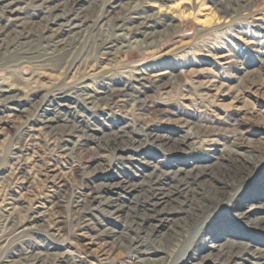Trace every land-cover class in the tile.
<instances>
[{
	"label": "rangeland",
	"instance_id": "374dc122",
	"mask_svg": "<svg viewBox=\"0 0 264 264\" xmlns=\"http://www.w3.org/2000/svg\"><path fill=\"white\" fill-rule=\"evenodd\" d=\"M37 5L19 2L18 6L23 8L19 24L30 30L32 43H18L12 35L0 41V84H15L22 89L20 106L26 109L6 118L3 111L7 105L0 104V264H23V256L29 251L41 254L46 263L64 257L75 264H152L141 263V255L129 245L138 232L144 240L142 250L163 252L141 256L152 259L156 255L155 259L161 258L157 264H199L203 259L214 264L215 260L221 262L230 249L251 255L248 263L242 264L261 261L258 252H264V232L257 230L254 221L264 220V200H258L264 199V0H83L72 17L88 19L90 28L74 37L78 40L72 43L69 36H63L64 44L57 48L41 40L46 11ZM118 16L134 26H152L140 29L151 34L150 39L144 44H131L135 38L142 40L139 35H131L129 45L119 37L122 40L114 44L119 46L123 41L128 45L124 50H102L100 45L107 36L130 38L125 29H113ZM69 43V62L63 71L49 69L34 59L54 60L62 56L60 49ZM217 55L229 59L219 64L214 59ZM229 60L231 63L226 64ZM139 73L157 79L156 85L138 94L145 103L129 102L111 109L101 106L95 111L83 108L81 97L73 93L82 85H88L90 93L107 84L131 90ZM212 80L217 87L223 85L216 97L217 88L209 86ZM60 82L68 86L54 98H61L63 104L47 103L44 108L47 117H58L57 123L40 127L34 121L39 113L34 115L41 99L33 100L30 90L42 87L51 92ZM72 85L75 89L70 90ZM99 104L102 101L94 103ZM128 123L134 128L126 130L144 128L166 140L170 149L151 139L141 142V150L134 153L127 148L113 153L112 143L108 145L111 132ZM186 132L194 134L193 138L176 147ZM78 143L82 144L80 150L69 151ZM243 145L250 146L251 155L262 161L232 192V198L241 197L233 202L238 208H246L243 200L247 197L256 200L250 201L254 205L250 217L234 220L233 212H226L229 198L197 216L194 210L206 202L211 175L219 176L232 158L221 150L245 151ZM19 150H28L33 169L30 180L24 179L25 173L17 175L14 171ZM48 167L55 170L54 175L63 177L65 186L61 190H47L43 176ZM154 167L158 173H171L172 177L177 173L178 178L185 172L203 171L206 175L190 185L181 181L165 187L171 197L160 208L168 220L153 235L147 230L153 223H146V213L138 210V202H143L139 194L144 193L139 190L135 192L137 200L127 201L133 195L122 198L126 214L111 226H100L112 220L105 211L103 198L109 192L104 186L123 180L138 186L147 184L146 176ZM84 193L91 194L93 201L89 204L96 210L91 222L98 225L99 232L113 230L114 237L104 233L97 239L93 231L79 225L73 207ZM34 211L40 214L32 221L29 217ZM8 220L17 228L24 223V228L12 232L14 226L11 229ZM22 229L27 230L19 233ZM207 238L213 240L214 248L211 240L204 242ZM234 243L236 247L228 248Z\"/></svg>",
	"mask_w": 264,
	"mask_h": 264
},
{
	"label": "bare ground",
	"instance_id": "6f19581e",
	"mask_svg": "<svg viewBox=\"0 0 264 264\" xmlns=\"http://www.w3.org/2000/svg\"><path fill=\"white\" fill-rule=\"evenodd\" d=\"M19 2H23L26 4L34 5L38 4V7H42L45 9V15L43 16L45 19V25L42 28L41 31V36L44 39H41L43 42H47V46L54 45L56 48L59 47L60 45H63L62 37L66 36V38L71 39V43L75 42L78 39H74V37H78L79 34L84 32L86 29L88 30L90 28L89 21L88 19L81 20L77 16L72 17V12L76 8V6L80 5L83 0H0V41H3L4 38H7L9 35H12V39L18 43H32L33 42V35L30 32V30L24 29L22 26L24 23L19 22L23 20L21 12L23 11V8H19ZM54 2V3H52ZM52 3V4H51ZM149 28L152 26H149L147 24L141 26L140 24H137L134 26L133 22L130 20L126 19L125 17L118 16L114 19L113 23V29L116 31H119L121 29H125L126 32L129 33L130 38L125 37L124 35H118L115 39L112 38V36H107V38H104V40L100 48L103 50L109 49V50H115L116 52H121L126 48L127 46H124L123 41L119 43L118 45H115L114 42H120L122 39H118L119 37L123 38V40H127V43L130 45L131 40L128 39H133L131 37L135 35H139L142 40H138L135 37V40L132 41L131 44H138V43H146V40L150 39L151 34H146L144 32H141V28ZM19 28V30H17ZM149 32V31H148ZM154 32V30H153ZM101 35V34H100ZM127 35V34H126ZM73 37V38H71ZM125 37V38H124ZM152 38V37H151ZM161 39V38H160ZM124 40V41H125ZM145 40V41H144ZM206 42V41H205ZM51 43V44H49ZM65 44V47H62L60 50L62 51V56L51 60L46 57H35L37 63L42 64L43 66L49 68V69H58L60 71H63L67 68L68 60H67V55L69 52V47L71 45ZM207 44V43H206ZM110 45V46H109ZM109 46L108 48H106ZM206 46V45H205ZM143 48V46H140V49ZM26 49V48H25ZM74 50V49H73ZM214 51V50H213ZM210 55V54H209ZM216 56V55H215ZM214 59L219 63L220 61H224L226 59H229L228 57L225 56H218ZM226 56L227 53H226ZM31 57V56H30ZM215 61V62H216ZM225 62V61H224ZM229 62H226V64H230ZM220 64V63H219ZM149 65L144 66V69L142 72L146 70ZM93 67V66H91ZM221 67V66H219ZM14 72V71H13ZM212 73V71H211ZM210 73V74H211ZM214 73V72H213ZM138 78L134 80L135 85H133V88L130 90L129 88L127 89L126 86H123L122 88H112L110 87L109 84L103 85L97 90L93 91L92 93L88 92V85H82L80 88H78L77 92H73L76 96L81 97L82 105L83 108L86 109H94L95 111L98 109H101V106H104L107 109L111 108H119L123 107L129 102H133L135 104H141L145 103L144 100L139 99L138 94L143 93L145 90L147 91L148 88H150V85H154L156 80H152L149 77H144L145 75L142 73L137 74ZM143 75V76H142ZM213 75V74H212ZM217 76V74H214ZM213 75V77H215ZM95 76V75H91ZM218 78V77H216ZM32 79V78H31ZM63 79V78H62ZM35 80V79H34ZM75 80V79H72ZM51 83V82H50ZM130 85V84H129ZM156 85V84H155ZM68 86L67 83L60 82L57 84V88L52 90L51 92H45V89L42 87H32L30 90V95L33 100L35 99H41V105L39 103V106L37 108L36 114L34 116H38L39 113V119L34 120L37 124L40 125V127L43 128H49L53 124L57 123L56 121L58 120V117L51 115V117L46 116V111L48 104L51 103L54 105V103H57V106H61L63 104V101L59 100L55 101V96L60 95L61 90ZM209 86H214L217 88L216 95L218 94L219 90L222 89L223 85L220 84L218 87L216 86V81L210 82ZM46 88V87H45ZM75 89V86L72 85L70 87V90ZM209 89V87H208ZM21 93L22 89L17 87L15 84H10V85H1L0 84V104H6L7 107L4 109V113H6V118H10L11 115L13 114L14 111H19L20 113L25 112L26 109H21L20 102L21 100ZM25 94V93H24ZM78 94V95H77ZM73 99V98H72ZM213 100V99H212ZM96 101H102V104H99L97 106L94 105L96 104ZM76 105V104H75ZM91 105V106H90ZM90 106V107H89ZM45 108V109H44ZM92 111V110H91ZM16 115V114H15ZM23 115V114H22ZM63 115V114H62ZM83 117V116H81ZM62 118V116H61ZM1 121V119H0ZM28 121H31V119ZM68 121V120H67ZM80 121H83V119L79 120L78 123H81ZM132 124V121H131ZM28 125V124H27ZM26 125V126H27ZM78 125V124H77ZM131 126L132 128L133 125H130V123L124 125L123 127L118 128L117 130L111 132V140L108 142L112 148H114L113 153H117L118 149L119 150H124V148L130 149L129 151H136V149H140L141 147V142L151 140V142H155L156 144L158 143V146L160 147H168L167 149H170V146L164 141V139H160L158 136H153L151 135L152 133L148 132L146 129L141 128V129H134L132 130H126V127ZM39 127V126H38ZM81 128V127H80ZM30 131V129L28 130ZM85 131V130H84ZM79 134V133H78ZM89 135H94L92 133H89ZM24 135H29V133H24ZM37 135V134H36ZM192 133L186 132L183 137L176 143V147H179L181 145H185L188 140L193 138ZM67 137V136H66ZM166 138V137H165ZM68 139V138H67ZM88 140V139H87ZM154 145V144H153ZM175 145V144H174ZM82 148V144L78 143L72 147L71 150L69 151H77ZM242 148H245V151H234L231 149H224L221 150V153L223 151H226L227 154H229L232 158L227 163L226 168L220 173V177L217 176L215 178V175H211L210 180H208V183H210V188L208 189V196H206V202L205 204L198 206L194 211L196 212L197 216H203L205 215L209 210H211L215 205H218L222 203L224 200L229 198V201L226 206V212L228 210L232 211L231 213L232 218L234 220L240 219V220H248L250 217V214L254 210L253 204L250 201H256L255 199L247 197L243 201H246L245 209L238 208L237 206H234L233 202H236L240 200V198H232V192L235 190V187L240 183L243 179H245L248 174L253 170L261 165V159L257 157V155H251L250 146L243 145ZM67 150V149H66ZM134 150V151H133ZM141 150V149H140ZM58 151V150H57ZM103 151V150H102ZM177 151V150H176ZM20 154L15 156V162H14V171L17 173V175H21L22 173H25V180H30L32 179L33 175V169L30 168L31 163L29 162L28 158V150H19ZM220 152V151H219ZM16 153V152H15ZM169 153V152H168ZM118 154V153H117ZM30 156V154H29ZM151 156V155H150ZM97 159V158H92ZM129 158L128 160H130ZM59 160V159H58ZM97 161V160H96ZM95 161V162H96ZM101 162V161H100ZM30 165V166H29ZM55 165V164H54ZM53 165V166H54ZM155 165V164H154ZM50 167L47 168V170L44 173V181L46 183V188L47 190H51L53 188L61 190L64 185V180L63 177H59L57 175H54L55 170L49 169ZM154 170L152 171L151 174H148L146 176L147 179V184L146 186H141L137 185L135 183H130L125 180L113 183L111 185L104 186V191L109 192V195L107 198H103V201H106L105 203V211L106 214L112 219V220H107L99 225L102 227H107L111 226L114 220H119L121 216L126 214V207H125V202L122 200V198H126V196L133 195V198L130 199L127 197V201L131 200H137V196L135 195L136 191H144V193L139 194L141 196L143 202H138L140 205V209L143 212L146 213L145 217V222H152L153 225H150L148 227V231L150 232L151 235H153L157 230L158 227L164 224L168 220V217H166L165 211L161 210V205L168 200V197L171 194V191H169L168 188H165L169 184H179L181 181H185L187 184H192L195 183L199 180L204 179L205 177V172L203 171H197V172H185L183 174L182 178L177 177V173H174V176H171V173H163V172H157V169L154 167ZM165 170V169H164ZM23 171V172H22ZM43 171V170H42ZM213 173V172H212ZM16 179V178H15ZM209 179V178H208ZM187 180V181H186ZM237 184V185H236ZM181 186V185H180ZM187 187L185 184L184 187ZM98 188L101 187V185L97 186ZM185 187V188H186ZM83 188V187H82ZM108 188V189H106ZM183 188V189H185ZM188 189V188H186ZM99 192V190H97ZM51 193V191H50ZM95 193V192H94ZM206 193V192H205ZM100 194V193H98ZM174 196V195H173ZM204 196V195H203ZM171 197V196H170ZM99 198V197H96ZM201 200V199H200ZM258 200H264L262 198H259ZM257 200V201H258ZM14 201V200H12ZM89 201H93L91 194H81V197L78 198L75 202V205L73 207V214L76 216V220L79 221V225L83 227L89 228L91 231H93L92 234H95L94 236L97 239H101L103 237L102 234L107 233L108 236L114 237V231L110 229H104L99 232L97 230V226L91 222V217L93 216L94 211H96L94 208L90 207ZM126 201V200H125ZM16 201H14L15 203ZM144 203V204H143ZM143 204V205H142ZM13 205V204H12ZM104 205V204H103ZM130 206V205H129ZM12 209V208H11ZM10 209V210H11ZM36 211L32 212L30 214L29 219L32 221L36 218H38L40 213H35ZM13 213L10 212L8 215H11ZM37 214V215H36ZM169 214V213H167ZM41 216V215H40ZM254 223L258 224L259 226L257 228L258 231L264 232V220H258L254 221ZM8 224L11 226V229L13 228L14 222L8 220ZM124 227V226H123ZM16 225L14 226V229L12 232L19 231L21 228H24V223H19V226L16 230ZM27 229H22L21 232L19 233H24V231ZM11 232V233H12ZM135 232V231H134ZM137 233V232H136ZM138 236L134 237L129 240V245L131 248H133V251L137 253L136 255H146V254H156V253H163L160 249H154L152 252H146L145 250H142L143 246V241L139 238V232L137 233ZM208 240H211L210 238H207L204 242H207ZM108 241V240H106ZM210 246L213 247L214 242L213 240L210 241ZM213 245V246H212ZM227 247V246H226ZM236 247V243L231 244L228 246V248H233ZM112 248V247H111ZM214 248V247H213ZM161 251V252H160ZM259 258L261 261L255 263V264H264V252L260 251L258 252ZM249 253H245L238 251V252H233L231 249L223 254L221 257V262L218 260H215L213 262L214 264H242L243 261L248 263L249 260ZM139 257L140 262H149L152 264H157L161 260L160 257H157L155 259L156 255L154 258H147V259H142L143 257ZM251 256V255H250ZM24 263L23 264H75L74 260H70L69 258H58V260H53L51 263H46L43 259L41 254L39 253H34V251H29L24 254ZM162 257V256H161ZM145 258V257H144ZM61 262L60 263V261ZM80 259V258H79ZM195 259V258H194ZM187 264H193V263H187ZM198 264V263H196ZM199 264H212L211 261L208 259H203L200 261Z\"/></svg>",
	"mask_w": 264,
	"mask_h": 264
}]
</instances>
